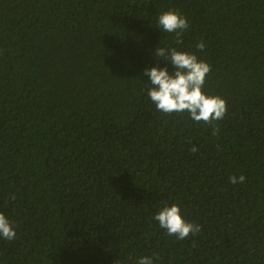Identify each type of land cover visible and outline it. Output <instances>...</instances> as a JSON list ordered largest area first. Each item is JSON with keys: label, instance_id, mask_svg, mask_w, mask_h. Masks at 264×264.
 <instances>
[{"label": "trees", "instance_id": "trees-1", "mask_svg": "<svg viewBox=\"0 0 264 264\" xmlns=\"http://www.w3.org/2000/svg\"><path fill=\"white\" fill-rule=\"evenodd\" d=\"M158 45L211 66L216 135L148 97ZM172 204L198 234L159 226ZM0 213V264H264V0H0Z\"/></svg>", "mask_w": 264, "mask_h": 264}, {"label": "clouds", "instance_id": "clouds-1", "mask_svg": "<svg viewBox=\"0 0 264 264\" xmlns=\"http://www.w3.org/2000/svg\"><path fill=\"white\" fill-rule=\"evenodd\" d=\"M157 28L176 34V44H182L181 35L189 29V23L182 14L176 10L169 9L158 17ZM199 51H203L205 43L201 40L196 44ZM153 55L161 57L165 62H170L174 71L169 73L165 67H151L144 69V74L149 77L150 86L147 88V95L155 104L156 109L164 114L188 112L190 118L199 123L204 122L213 128V135L219 132V125L214 121L223 120L227 112L226 101L213 95L203 92L205 78L211 70V66L199 60L194 53L180 51L175 47H156ZM193 146L190 152H197ZM245 176H230L229 181L233 184L243 183ZM15 200V195L11 197ZM158 221L159 226L164 228L169 235L177 239H185L189 235H196L201 231L199 224L187 222L180 214V207L177 204L164 206L153 217ZM16 236L14 222L10 221L3 213H0V238L11 241ZM156 253L151 257L142 256L136 264H154Z\"/></svg>", "mask_w": 264, "mask_h": 264}]
</instances>
